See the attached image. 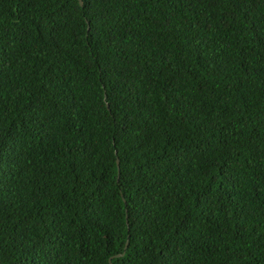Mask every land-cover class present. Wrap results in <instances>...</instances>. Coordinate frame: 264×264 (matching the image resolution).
<instances>
[{
  "label": "trees",
  "instance_id": "1",
  "mask_svg": "<svg viewBox=\"0 0 264 264\" xmlns=\"http://www.w3.org/2000/svg\"><path fill=\"white\" fill-rule=\"evenodd\" d=\"M0 264H264V0H0Z\"/></svg>",
  "mask_w": 264,
  "mask_h": 264
},
{
  "label": "water",
  "instance_id": "2",
  "mask_svg": "<svg viewBox=\"0 0 264 264\" xmlns=\"http://www.w3.org/2000/svg\"><path fill=\"white\" fill-rule=\"evenodd\" d=\"M80 2V0H78ZM116 163H117V160H116Z\"/></svg>",
  "mask_w": 264,
  "mask_h": 264
}]
</instances>
